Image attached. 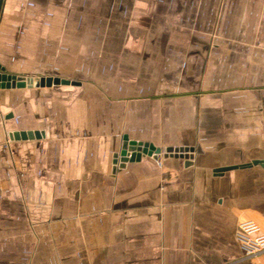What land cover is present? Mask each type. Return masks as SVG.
<instances>
[{"label":"crops","instance_id":"obj_1","mask_svg":"<svg viewBox=\"0 0 264 264\" xmlns=\"http://www.w3.org/2000/svg\"><path fill=\"white\" fill-rule=\"evenodd\" d=\"M0 67V264H264V0H1Z\"/></svg>","mask_w":264,"mask_h":264},{"label":"water","instance_id":"obj_2","mask_svg":"<svg viewBox=\"0 0 264 264\" xmlns=\"http://www.w3.org/2000/svg\"><path fill=\"white\" fill-rule=\"evenodd\" d=\"M0 6H1V0H0ZM3 69L0 67V88H14V87H25V86H32L33 84L35 85H50L52 82L57 81V79H53L51 77H48L46 79H33V78H23L20 76H13L9 74H3L1 71ZM64 83H68L67 80H62ZM28 137H39L38 132L34 133H28ZM172 150V148H168L167 151ZM183 150V149H179ZM159 150L155 149L152 145L148 143H141V142H130L125 139L123 145H122V150L117 154L118 160L120 163H124L126 161H133V160H139L142 155H152L153 152H158ZM154 157V156H153ZM252 164L255 163H261L262 161L260 160H253L251 162ZM123 165V164H120ZM250 163L242 164L241 167L244 166H249ZM238 166H232V167H226V168H218L216 169L217 173H221L222 171H225L227 169L231 168H236Z\"/></svg>","mask_w":264,"mask_h":264},{"label":"built area","instance_id":"obj_3","mask_svg":"<svg viewBox=\"0 0 264 264\" xmlns=\"http://www.w3.org/2000/svg\"><path fill=\"white\" fill-rule=\"evenodd\" d=\"M168 153L180 155L183 154L184 151L179 150L178 148H172L170 151L165 149L153 152L151 156H154L156 163L160 165L159 158L163 154ZM236 238L244 259L251 258L258 253L264 252V233L261 231V228L257 223L253 221L240 222L237 226Z\"/></svg>","mask_w":264,"mask_h":264}]
</instances>
